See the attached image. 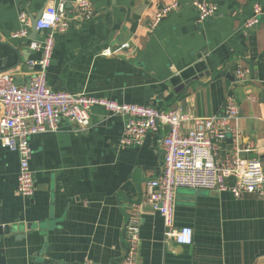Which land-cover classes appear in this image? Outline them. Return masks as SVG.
Instances as JSON below:
<instances>
[{
    "label": "crops",
    "instance_id": "crops-1",
    "mask_svg": "<svg viewBox=\"0 0 264 264\" xmlns=\"http://www.w3.org/2000/svg\"><path fill=\"white\" fill-rule=\"evenodd\" d=\"M53 1L0 0V72L18 84L30 81L28 61L40 53L10 34L21 11L32 18ZM172 2L181 8L152 31L156 11ZM212 2L216 14L201 20L190 0H91L93 18L56 35L49 86L193 116L220 114L234 98L239 116L228 122L220 157L239 149L264 165V0ZM256 2L261 22L245 32ZM90 115L84 130L65 120L31 136L30 198L18 192V152L0 144V220L12 226L0 234V264H115L126 255L128 210L160 171L161 147L151 134L123 146L124 116L101 106ZM140 220L139 264H264V197L255 193L178 188L173 224L193 229L189 245L165 235L159 212L143 208Z\"/></svg>",
    "mask_w": 264,
    "mask_h": 264
},
{
    "label": "built area",
    "instance_id": "built-area-1",
    "mask_svg": "<svg viewBox=\"0 0 264 264\" xmlns=\"http://www.w3.org/2000/svg\"><path fill=\"white\" fill-rule=\"evenodd\" d=\"M201 20L213 17L217 6L212 0H190ZM54 0L48 4L36 23L37 37L32 38V18L26 11L19 14L20 28L11 32L14 39H25L39 58L28 61L33 69L29 82L18 84L10 72H0V144L17 151L20 158L19 194L30 198L34 194L35 176L30 165L31 136L53 132L66 120L76 130L90 126V111L101 106L114 115L126 118L121 138L123 146L140 145L146 135L158 136L162 165L158 174L146 181L139 200L128 210L124 232L127 252L115 264H139L140 214L143 208L159 212L164 219L165 235L179 244H192L193 229L174 227L175 196L178 188L230 191L237 198L248 193L264 197V165L258 158L245 159L240 150L220 157L219 147L229 133L228 122L239 116V106L228 98L222 113L193 116L179 109H158L152 106L119 102L86 92L55 90L49 86L47 73L54 52L56 35L71 28L72 22L90 20L94 16L91 0ZM181 8L179 2L161 6L151 22L153 31L162 19ZM263 8L254 4L253 15L244 24L245 32L261 22ZM124 43L115 50L106 48L110 56L128 47ZM248 68L237 71L243 79ZM190 123L186 128L185 124Z\"/></svg>",
    "mask_w": 264,
    "mask_h": 264
},
{
    "label": "water",
    "instance_id": "water-1",
    "mask_svg": "<svg viewBox=\"0 0 264 264\" xmlns=\"http://www.w3.org/2000/svg\"><path fill=\"white\" fill-rule=\"evenodd\" d=\"M44 8H42L40 10V12L36 15V16H33L32 17V32H31V37L32 38H36L37 37V29H36V23L37 21L39 20L42 12H43ZM12 231V226L10 225H3L1 220H0V234H3V233H9Z\"/></svg>",
    "mask_w": 264,
    "mask_h": 264
}]
</instances>
